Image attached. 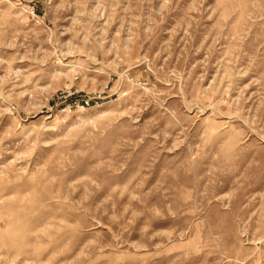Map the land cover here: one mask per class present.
I'll use <instances>...</instances> for the list:
<instances>
[{
	"label": "rangeland",
	"instance_id": "1",
	"mask_svg": "<svg viewBox=\"0 0 264 264\" xmlns=\"http://www.w3.org/2000/svg\"><path fill=\"white\" fill-rule=\"evenodd\" d=\"M0 264H264V0H0Z\"/></svg>",
	"mask_w": 264,
	"mask_h": 264
}]
</instances>
